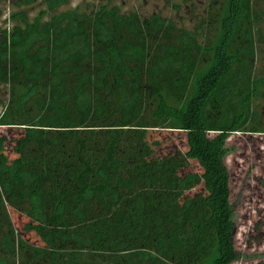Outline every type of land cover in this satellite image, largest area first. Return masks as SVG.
I'll use <instances>...</instances> for the list:
<instances>
[{"label":"trees","instance_id":"16d2710c","mask_svg":"<svg viewBox=\"0 0 264 264\" xmlns=\"http://www.w3.org/2000/svg\"><path fill=\"white\" fill-rule=\"evenodd\" d=\"M35 2L0 26V128L20 132L0 136V264L236 261L227 140L264 135V0H209L191 29L111 0ZM161 131L184 153L161 152ZM31 142L73 143L78 171L29 170ZM24 191L16 229L5 201Z\"/></svg>","mask_w":264,"mask_h":264},{"label":"rangeland","instance_id":"374dc122","mask_svg":"<svg viewBox=\"0 0 264 264\" xmlns=\"http://www.w3.org/2000/svg\"><path fill=\"white\" fill-rule=\"evenodd\" d=\"M98 2L99 0H71L70 7L85 4L91 7ZM208 2L209 0H111V4L119 7L122 12L133 11L141 17L157 14L187 29H191L196 19L205 14ZM13 3L14 0H0L1 27L7 25ZM41 8L40 0H37L27 10L30 15H34ZM5 93L6 90L0 87V101L6 98ZM18 133L19 130L0 128V136L7 139L9 148L11 147L9 140L16 138ZM152 137L162 141L164 149L161 152L185 151L184 135L181 133L161 131ZM46 138L51 139L48 136ZM227 146L230 153L225 164L229 172L230 203L235 212L234 246L238 254L232 264H264V135L236 133L228 138ZM10 155V158L15 157L11 153ZM75 156L76 147L70 142H64L56 147L46 143L41 148L37 143L31 142L22 149L25 165L37 173L44 171L42 165L45 164L74 176L78 171ZM189 172L199 173L195 162H189L183 173ZM200 191L201 184L192 188L189 193L195 195ZM25 195L24 191L18 198L15 197L13 202L5 201L8 215L16 229L28 221L29 216L23 201ZM30 239L34 238L30 236Z\"/></svg>","mask_w":264,"mask_h":264}]
</instances>
